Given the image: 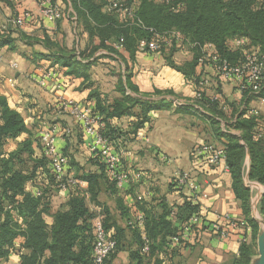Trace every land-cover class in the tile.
Here are the masks:
<instances>
[{
	"label": "crops",
	"instance_id": "crops-1",
	"mask_svg": "<svg viewBox=\"0 0 264 264\" xmlns=\"http://www.w3.org/2000/svg\"><path fill=\"white\" fill-rule=\"evenodd\" d=\"M58 3L64 18L53 21L41 15L38 0H0V28L17 32L13 49L12 46L0 47V94L12 109L21 113L27 128L35 135L44 123L56 127L58 150L73 158L68 174L76 184L65 189L55 186L40 169L37 178L25 187L27 193L40 196L47 203L50 209L46 216L48 224L53 223V215L58 211L69 209L68 202L74 196L85 198L89 208L99 215L106 207L113 220L125 229L123 248L114 256L112 264H135L131 261V253L138 247L127 227L130 220L142 213L140 205L145 203V209L157 215L162 213V205L179 206L187 199L197 202L200 212L196 222L190 220L182 228L183 244L175 249L176 264H231L238 258L244 243L255 244L259 253L253 256L251 264H259L262 258L260 243L264 242V185L249 177L250 154L247 153L244 163L243 180L250 191L246 213L245 202L234 191L227 162L214 165L208 156L198 155L195 150L207 144L225 147V134L241 137L242 130L231 128L241 115V119L255 122L254 139L263 141L264 147V98L247 102L237 82L221 78L210 63L198 62L190 71L189 65L195 59L191 44L179 46L172 54V60L188 70V75L168 65L169 52L131 55L123 48L117 55L100 48L90 57L101 38L90 35L71 0H58ZM25 13L29 16L23 25L13 26L11 21ZM229 44L234 49L241 47L236 39ZM82 52L85 53L83 59ZM71 53L78 61L91 63L90 67L78 68L74 73L72 64L66 62ZM49 72L55 76L41 85L40 81ZM128 82L135 91L129 88ZM199 91L207 100L218 103L216 110L222 115L216 114L209 104L198 101ZM125 96L162 103L163 107L147 113L148 121L136 136L130 134L131 124L141 115L140 106L134 107L131 116L111 120V126L122 133L112 145L122 155L121 169L128 172L130 182L113 193L109 189L112 180L107 175L109 182L99 198L102 206H97L91 202L88 182L75 178L76 174L98 171L97 160L91 152L93 137L61 109L60 102L73 100L82 109L95 110L99 105H111ZM182 105H192L194 109L182 111L179 109ZM27 138L28 134H23L16 140H8L2 147L3 153L7 156L17 152L20 143ZM35 150L39 156L40 150ZM23 160L25 162L26 158ZM32 167L30 162L28 169ZM182 173L190 174L196 183L195 195L188 188L180 190L176 185ZM140 196L142 201L138 200ZM118 199L128 212L125 216L118 210ZM226 216L236 222L235 227L229 225ZM251 221L256 222L257 230ZM216 223L227 231V237L214 232ZM21 241L18 239L16 244ZM170 255L159 254L158 257L170 261L173 254ZM20 263L19 253H12L7 260L0 261V264ZM154 263L155 257H144V264Z\"/></svg>",
	"mask_w": 264,
	"mask_h": 264
},
{
	"label": "trees",
	"instance_id": "trees-1",
	"mask_svg": "<svg viewBox=\"0 0 264 264\" xmlns=\"http://www.w3.org/2000/svg\"><path fill=\"white\" fill-rule=\"evenodd\" d=\"M71 1L78 18L83 20L90 35L101 38L100 45L91 51L90 57L100 48L119 55V50L112 44L119 42L121 38L124 39V49L134 55L138 41L149 38L150 30L157 33L175 30L194 47L192 50L195 52V59L189 65L190 71L197 66L202 46L205 44H212L221 60L230 65H240L248 54H257L264 58V0H187L186 7L177 12L154 0H138L137 20L141 21V26L129 23L116 14L107 13L103 0ZM15 33L17 34L12 29L0 28V47L12 46L13 49L17 40ZM234 39H244L245 44L234 49L229 44ZM177 48L179 46L172 45L161 53L169 52L171 56L166 58L168 65L188 75V70L172 60V54ZM68 56L66 62L72 64L74 73L78 68L87 69L91 65L78 61L73 53ZM83 57L85 53L82 52L81 58ZM128 86L135 91L129 82ZM243 96L249 102L263 95L244 93ZM198 101L209 104L216 114L222 115L216 110V101L207 100L204 94ZM136 106H140L142 110L141 115L137 116V122L131 124L130 134L136 136L148 121L147 113L163 107L162 103L125 96L111 105H99L92 113L106 123L105 136L112 142L121 137L122 133L111 126V120L131 116ZM179 109L190 112L194 108L192 105H182ZM241 118L242 115L231 128L242 130V136L225 134L226 162L233 176L236 196L245 202L244 209L248 213L250 191L243 180L244 163L249 153V177L264 185V147L263 141L254 139L252 130L255 122ZM23 134H28V138L20 143L17 152L6 156L2 151L4 144ZM34 147L40 150L39 156ZM23 157L26 158L25 162ZM69 158L71 165L73 158ZM95 159L99 167L97 172L83 173L81 176L76 174L75 178L88 182L91 202L102 206L100 194L109 181L105 164L96 156ZM30 162L33 163L31 170L28 169ZM40 169L46 172L53 185L58 186L51 161L44 155L41 138L27 128L21 113L12 109L6 98L0 94V261L7 260L12 253H19L20 264H93L94 225L97 217L102 216L105 228L117 241L116 251L110 258L112 264L114 256L123 248L125 229L113 220L109 209L103 207V212L99 215L89 208L85 198L79 196L72 197L68 202L69 209L58 211L53 215V223L48 224L46 216L50 209L47 203L40 196H33L25 190L27 183L37 178ZM178 188L182 190L181 187ZM109 189L113 193L117 192L114 181L110 182ZM117 207L122 216L128 214L121 199L117 200ZM162 207V213L154 215L145 209L144 203L140 205L144 216L143 225L139 226L134 220H130L131 224L127 228L132 231L138 247L131 253V261L135 264H144L146 256L155 257L154 264H176L175 249L183 241L177 244L173 242V238L179 236L183 226L189 224L191 218L200 212L197 202L187 199L179 206ZM262 212L264 214V200ZM251 223L257 230L256 222ZM18 239L22 240L19 245L16 244ZM146 246L149 247L148 252H145ZM159 254L165 257L171 254L172 258L168 261L166 258H159ZM254 255L255 244L244 243L238 258L231 264H251Z\"/></svg>",
	"mask_w": 264,
	"mask_h": 264
},
{
	"label": "built area",
	"instance_id": "built-area-1",
	"mask_svg": "<svg viewBox=\"0 0 264 264\" xmlns=\"http://www.w3.org/2000/svg\"><path fill=\"white\" fill-rule=\"evenodd\" d=\"M156 3L165 4L172 11H180L186 7L187 0H154ZM41 8V15L53 21H58L64 18V12L57 1L53 0H38ZM104 9L107 13L116 14L123 17L129 23L142 25L141 21L137 20V0H105ZM29 16L25 13L24 16H18L11 21L13 26H21L24 20ZM149 38L140 39L137 43V52L154 54L161 53L166 47L177 45L183 47L185 44H190L188 40L178 31H170L166 33H157L150 30ZM238 45H244V39H236ZM124 39L112 45L117 49H123ZM212 44L202 46V54L198 59L200 64L210 63L214 66L219 76L225 80H233L238 84V90L243 95L244 93L263 95L264 98V58L257 54L246 55L244 61L240 65H230L226 61L221 60L216 53ZM55 73L49 72L40 81L41 85L45 84L46 79L54 77ZM203 93L199 91L196 98L201 99ZM61 109L67 111L79 123L82 124L85 132L93 137L91 152L94 156L100 158L105 164L108 177L114 181L117 188L123 189L130 182V175L121 169L122 155L116 151L112 142L105 136L106 123L101 117L94 116L92 110L82 109L81 106L73 100H63L60 102ZM70 131H68L69 133ZM41 138L44 155L51 161L55 181L60 188H67L70 185L76 184V180L68 174L70 158L58 150L57 147V128L42 124L38 133ZM195 153L198 155L208 156L209 161L214 165H219L226 161V148L215 144H207L196 148ZM176 185L182 189L188 188L192 194H196L198 187L188 173L180 174L176 179ZM194 197V196H193ZM139 201L143 198L138 197ZM230 226L235 227L236 222L229 216L224 217ZM144 216L138 213L133 219L134 223L139 226L143 225ZM198 215L191 218V222H196ZM131 224V222H130ZM95 244L93 250V264H111V255L116 251L117 241L112 238V233L107 231L102 216H98L95 220ZM215 233H220L227 237L228 233L219 223L213 227ZM183 239L182 231L179 236L173 238L174 243H180ZM149 251V247H145V252Z\"/></svg>",
	"mask_w": 264,
	"mask_h": 264
},
{
	"label": "water",
	"instance_id": "water-1",
	"mask_svg": "<svg viewBox=\"0 0 264 264\" xmlns=\"http://www.w3.org/2000/svg\"><path fill=\"white\" fill-rule=\"evenodd\" d=\"M261 253H262V258L264 259V246H263V244H261Z\"/></svg>",
	"mask_w": 264,
	"mask_h": 264
},
{
	"label": "rangeland",
	"instance_id": "rangeland-1",
	"mask_svg": "<svg viewBox=\"0 0 264 264\" xmlns=\"http://www.w3.org/2000/svg\"><path fill=\"white\" fill-rule=\"evenodd\" d=\"M260 244H263V246H264V242L262 241ZM259 252L257 251V248H256V250H255V255H257Z\"/></svg>",
	"mask_w": 264,
	"mask_h": 264
},
{
	"label": "bare ground",
	"instance_id": "bare-ground-1",
	"mask_svg": "<svg viewBox=\"0 0 264 264\" xmlns=\"http://www.w3.org/2000/svg\"><path fill=\"white\" fill-rule=\"evenodd\" d=\"M262 252H263V251H262ZM259 264H264V259H263V258H261V261H260Z\"/></svg>",
	"mask_w": 264,
	"mask_h": 264
}]
</instances>
